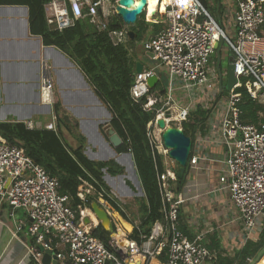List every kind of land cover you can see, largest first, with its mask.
Returning a JSON list of instances; mask_svg holds the SVG:
<instances>
[{
    "label": "built area",
    "instance_id": "built-area-1",
    "mask_svg": "<svg viewBox=\"0 0 264 264\" xmlns=\"http://www.w3.org/2000/svg\"><path fill=\"white\" fill-rule=\"evenodd\" d=\"M117 1L111 0L108 4V0H48L43 4V11L46 23L56 30L71 27L87 16L100 31H106L114 45H118L126 37V30L108 29V20L116 14ZM146 1L144 14L148 18ZM159 1L161 5L163 0ZM232 5L233 40L200 0H167L164 12L159 10L156 13L163 17L162 27L142 42V48L152 54L157 66L135 72L129 92L135 103L145 97L142 109L154 112V120L147 124L146 135L159 153L160 141L155 131L158 130L160 137L162 131L156 124L158 119H164L166 126L182 128V122L187 120L196 105L209 109L212 104V111L207 115L212 124V113H216L217 108L222 109L218 137L211 141L227 148L225 156L220 159L223 168L219 188L227 190L247 234H250L264 216V121L244 122L241 119V93L238 89H246L249 97L262 106L258 115L264 116V0H232ZM224 41L228 43L229 56L233 57L236 79L226 95L223 94L219 54L218 61L212 59L218 52L214 44ZM158 66L165 68L168 79L163 96L150 93L147 83L149 77L159 73ZM41 81L42 88L52 89V76L47 65ZM177 92L187 94V100L182 103ZM200 94L204 98L201 95L202 100L194 101V97ZM23 123L27 129L43 128L57 132L55 115L46 123L33 120ZM199 134L197 130L192 139L187 161L190 172L199 171L204 162L211 159L199 147L194 151L199 145L197 142L204 141ZM160 144L162 153L167 154L162 139ZM127 153L131 154V150L128 149ZM158 180L163 217L152 224L148 234L142 233L137 222L133 223L129 234L110 235L113 248L110 249L92 234L98 222L93 223L91 219L89 223L84 222L85 217H89L87 197L95 195L99 203L107 205L109 216L112 207L124 212L120 200L103 186L96 188L82 181L76 193L82 204L74 207L71 197L60 192L55 176L34 162L20 146L8 143L0 135V209L7 203L10 216L17 209L26 211L29 220L27 233L31 236L26 253L28 263L42 264L43 253L47 250L56 259L50 264H149L156 258H163L162 264H203L212 256L208 247L200 237L190 239L178 227V211L187 199L188 184L177 193L173 190L176 169H165ZM22 227L18 222L15 230ZM134 229L138 231L137 237L132 236Z\"/></svg>",
    "mask_w": 264,
    "mask_h": 264
},
{
    "label": "crops",
    "instance_id": "crops-1",
    "mask_svg": "<svg viewBox=\"0 0 264 264\" xmlns=\"http://www.w3.org/2000/svg\"><path fill=\"white\" fill-rule=\"evenodd\" d=\"M109 1L111 0H108V4H110ZM211 1L209 0L210 4ZM225 4L227 3L225 2ZM229 6H231L230 3ZM216 13L218 19H215L224 26L226 34L229 33L233 36L231 30L233 10L228 7L223 14H220L218 5ZM158 17L159 15H155L153 18L161 22V28L162 19L160 20ZM160 17L162 16L160 15ZM78 21L83 23L86 31L91 29L100 31L87 16ZM129 27L125 24L123 26L126 34ZM149 28L152 30L151 34L145 36L146 38L143 36L142 40L155 34L152 27ZM133 38L126 35L121 44L128 48L136 66V63L141 62L135 51L145 50L142 48V40L138 43ZM136 45H140V48L136 49ZM146 53L145 51V55L148 56ZM217 54L220 55L219 52H216V57ZM141 64L143 68L152 67ZM45 65L49 67L53 81L52 89L49 90L42 88L41 77ZM154 66H157V63ZM157 69L162 74L158 82H162L164 76L167 79L163 67L158 66ZM182 95V92L176 93L180 99L183 97ZM184 100V98L181 99V102L183 103ZM55 101L58 104L57 113L53 107ZM215 110L216 113H212L214 115L212 117L214 120H211L212 124L209 120L210 116H206L202 130H199V137L204 141L197 142L199 145H196L194 149L197 151L196 149L199 147L201 152L211 159L204 162L202 169L197 172L186 170L187 199L180 205L178 226L180 224L184 228L182 231L189 238L191 237L190 239L200 237L205 244L210 242L208 234L215 233L221 250L232 255L234 250L239 248L245 238L249 236H247L238 211L230 201L227 190L219 188V176L222 174L223 168L220 159L225 156L227 148L223 144L211 142L218 137L219 120L222 114L221 108ZM53 115L56 116V127L58 126L59 135L64 144L72 149L81 147L82 153L89 160L112 161L122 168V172L116 175L108 173L105 169L102 170L104 172L103 180L109 184L113 195L122 204L123 199L115 191L128 196L136 193L132 180L128 176L130 173H132V179L136 183L138 191L143 194L144 198L133 157L132 155L130 157L127 152H118V147L111 144L108 134V129L113 128L109 124L110 112L88 81L84 71L65 52L55 46L43 44L40 36L31 34L26 6L0 4V122L33 120L46 123L52 120ZM178 166L177 164L176 173ZM126 171L129 173L126 174ZM106 186L109 188L107 184ZM2 212L3 208L0 209V264H29L30 262L28 263L26 260V253L31 236L27 230L23 229V220L19 221L22 223V229L17 231L15 228L5 226V215ZM15 213L10 216L9 212V216L14 218ZM120 214L123 213L120 212ZM27 223L29 225L28 218ZM112 223L115 229L116 224L113 221ZM129 224L131 227L133 226V223ZM258 225L257 223L253 230L257 234L259 232ZM119 232L118 230L117 234ZM210 252L213 257L217 251L210 250ZM263 255L261 254V257ZM209 259L203 264H209ZM162 260L152 259L149 264H162Z\"/></svg>",
    "mask_w": 264,
    "mask_h": 264
},
{
    "label": "trees",
    "instance_id": "trees-1",
    "mask_svg": "<svg viewBox=\"0 0 264 264\" xmlns=\"http://www.w3.org/2000/svg\"><path fill=\"white\" fill-rule=\"evenodd\" d=\"M47 1L0 0V4L26 6L31 34L40 36L43 44L55 46L74 59L107 106L110 112L109 124L121 139L117 151L128 152V149L131 150L145 200L141 206L139 228L142 233L148 234L152 224L163 217L158 176L165 172V166L163 155L157 151L154 144L150 143L146 135L147 124L154 120V112L142 109V105L146 102L145 97L135 103L130 96V87L135 77L134 60L124 44L114 45L106 31L98 32L92 29L86 31L81 21H77L73 26L63 30L51 28L46 23L43 11V4ZM200 1L208 10V1ZM160 25L161 22L156 18L148 19L143 13L129 28L134 31L133 39L136 40L149 27H152L153 32L156 33ZM123 26L124 23L117 14H113L108 20V29H121ZM212 59L216 61L217 57L213 55ZM165 89L163 83L159 81L154 88L150 89V93L163 96ZM238 91L241 93L239 103L242 110L241 119L244 122H257L259 119L264 121V116L258 115L262 106L249 97L244 87L239 88ZM53 107L57 113L58 104L56 101ZM208 114L209 109H203L196 105L189 112L187 120L182 122L184 133L193 139L195 132L202 130L203 122ZM0 135L8 143L20 146L34 162L42 165L50 175L55 176L60 184V192L71 197L74 207L82 204L76 195L82 181H87L96 188L101 185L110 192L103 180L104 172L102 170L105 169L112 175L122 172V168L112 161L95 162L89 160L82 153L81 147L77 149L68 147L62 142L59 130L54 132L43 128L27 129L23 122H0ZM186 170L187 167L182 177L176 175L172 187L176 193L185 184ZM94 197L95 195H88L87 207L91 200L97 201V198ZM104 198L109 202L106 196ZM109 203L113 205V203ZM87 212L90 213V211ZM119 212L122 211L119 210ZM179 216L180 210L178 211V221ZM258 224L259 232L256 239L245 238L244 243L235 249L232 255L221 250L215 233H209L207 237L210 242L207 244L202 242L211 251H217L208 260L209 264H250L260 252L264 254V217L258 221ZM178 227L184 231L180 224ZM92 234L100 239L105 246L113 249L110 245V232L103 229L100 224L92 230ZM137 235L138 231L134 229L132 236L137 237ZM29 264H34V262L31 261ZM256 264H264V255Z\"/></svg>",
    "mask_w": 264,
    "mask_h": 264
},
{
    "label": "water",
    "instance_id": "water-1",
    "mask_svg": "<svg viewBox=\"0 0 264 264\" xmlns=\"http://www.w3.org/2000/svg\"><path fill=\"white\" fill-rule=\"evenodd\" d=\"M146 0H118L115 4V12L122 19L123 23L127 26H131L136 23L137 18L144 13V9L146 8ZM151 16L150 18H153ZM127 35L129 38H133L134 32L129 29L127 30ZM216 50L218 51L219 42L214 44ZM149 57H152L150 52L146 53ZM233 57L228 56L227 59V72H226V83L224 85L223 94L226 95L228 90L235 83L236 79L233 74ZM143 69V65L141 63H136L135 72L139 73ZM162 77L161 73L157 75H152L147 79L148 86L152 89L155 87L158 80ZM168 111H166V117H168ZM158 128L161 132V139L164 147L167 149V155L170 159L174 160L178 165L177 175L178 177H182L184 174V170L187 167V161L192 148V139L189 135H186L182 128L176 126H166L164 119H158L156 121ZM108 134L110 135L109 140L113 146H118L121 144V139L119 135L114 131V129H108ZM131 157V154H130ZM121 177V176H120ZM141 190V188H139ZM107 205H102L98 201H94L90 204V210L95 215L98 224L110 234H114V226L109 216V213L106 210ZM85 223L90 222L89 217H85ZM260 252L257 257L250 263L256 264L261 259ZM56 259L51 255L49 251H44L41 263L42 264H50L55 263Z\"/></svg>",
    "mask_w": 264,
    "mask_h": 264
},
{
    "label": "rangeland",
    "instance_id": "rangeland-1",
    "mask_svg": "<svg viewBox=\"0 0 264 264\" xmlns=\"http://www.w3.org/2000/svg\"><path fill=\"white\" fill-rule=\"evenodd\" d=\"M208 1V4H207V8L209 10V12L216 18L218 19L217 17V8H218V5H219V11L221 12L220 14H223L224 13V10L227 9L228 7H230L231 9L233 8L232 6V0H212L211 1V4L209 3V0H206ZM227 4H225V2ZM229 3L231 4V6H229ZM158 16V15H156ZM160 18V20L162 19V17H158V19ZM232 32H233V36L230 35L229 33H227V35L233 40L234 37H235V30L234 28L232 27L231 28ZM151 28H149L147 30V32H145L144 34H142L140 36V38L136 39L135 41L139 43L140 40H142V37L144 36V38H146L145 36H148L151 34ZM145 40V39H144ZM142 40V42L144 41ZM137 44V43H136ZM140 48V45L137 46L136 45V49H139ZM218 52L220 53L219 55V62H220V72L222 73V85H225L226 83V72H227V59H228V56H229V47H228V43L226 41L224 42H221L219 43V47H218ZM138 59L140 60L141 63L145 64L146 66L147 65H150V66H154L155 65V62L149 58V56H146L145 55V51H143L142 49H140V51H135ZM216 56V54H215ZM217 61H218V57H217ZM163 69L165 70V68L163 67ZM166 71V70H165ZM218 73V72H217ZM162 82L164 83V87L166 88L167 87V84H168V79H166V77L164 76L162 78ZM214 95L218 96V94L216 93L215 89H212L211 90ZM202 94L200 95H196L194 97V101L197 102L198 99H202L200 98ZM187 94H183V97L185 100H187ZM181 98V99H182ZM204 98V97H203ZM215 101H218V99H216ZM211 108L209 107V113L211 112V109H212V104H210ZM214 106V105H213ZM170 125V124H169ZM155 135H156V138L158 139V141H160L161 143V137H160V133L158 132V130L155 131ZM158 142V147L160 148V153H162V145ZM163 155V163H164V166H165V169H176V164L174 162H172V160L168 157L167 154H164L162 153ZM129 173L126 171V174ZM132 173H130L129 178L132 180V183L134 185V191L136 192L134 195H121L119 194V192H116L115 190V193L123 199V211L124 212H121L123 214H120L119 211H117L115 208H113L111 205L110 207H112L110 209V212H111V219L112 221L114 222L115 225V229H114V233H117L118 230L119 231H123L125 233H128L129 231H131L132 227L131 225L129 224L130 222L131 223H137L139 222L138 219L141 215V206L143 205L144 203V198H143V194H141L139 191H138V188H137V185L136 183L134 182V180L132 179ZM105 181V180H104ZM105 183L109 186V184L105 181ZM109 190L110 192L113 194V190L112 188L109 186ZM95 198V197H94ZM94 200H91L90 204L92 202H94ZM125 203V204H124ZM90 204L88 205L87 209L88 211H90L92 213V211L90 210ZM3 214L5 215V223L7 227H12V228H15V224L16 222H19V221H22L24 222V227L23 229L26 231L28 229V223H27V214H26V211L24 209H17L15 210V217L14 218H11L9 216V212H10V208H9V205L7 203H4L3 204ZM93 214V213H92ZM94 215V214H93ZM95 216V215H94ZM264 217V216H263ZM96 218V217H95ZM129 221V222H128ZM98 222V221H97ZM247 236L249 237H254L256 238L257 237V233L255 232H252L250 234H247Z\"/></svg>",
    "mask_w": 264,
    "mask_h": 264
},
{
    "label": "bare ground",
    "instance_id": "bare-ground-1",
    "mask_svg": "<svg viewBox=\"0 0 264 264\" xmlns=\"http://www.w3.org/2000/svg\"><path fill=\"white\" fill-rule=\"evenodd\" d=\"M166 3H167V0H163L161 5H160V1L159 0H148V6H147L148 16L147 17L150 18L153 15L155 16L156 13H158L159 10H160L161 13H163ZM88 216L90 217V219H91V221L93 223H97V220L95 219V216L91 212L88 213ZM119 235L122 236L121 231H120ZM130 264H134V263H130ZM135 264H137V263H135Z\"/></svg>",
    "mask_w": 264,
    "mask_h": 264
}]
</instances>
